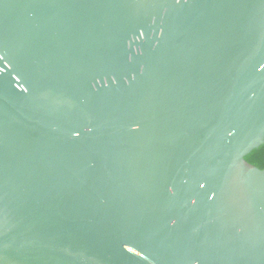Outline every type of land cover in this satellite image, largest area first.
Returning <instances> with one entry per match:
<instances>
[{"label":"water","instance_id":"95a60500","mask_svg":"<svg viewBox=\"0 0 264 264\" xmlns=\"http://www.w3.org/2000/svg\"><path fill=\"white\" fill-rule=\"evenodd\" d=\"M264 0H0V264H264Z\"/></svg>","mask_w":264,"mask_h":264},{"label":"trees","instance_id":"16d2710c","mask_svg":"<svg viewBox=\"0 0 264 264\" xmlns=\"http://www.w3.org/2000/svg\"><path fill=\"white\" fill-rule=\"evenodd\" d=\"M245 160L259 169L264 168V144L252 150L245 156Z\"/></svg>","mask_w":264,"mask_h":264},{"label":"flooded vegetation","instance_id":"af4514ba","mask_svg":"<svg viewBox=\"0 0 264 264\" xmlns=\"http://www.w3.org/2000/svg\"><path fill=\"white\" fill-rule=\"evenodd\" d=\"M264 144V143H263ZM264 169V168H263Z\"/></svg>","mask_w":264,"mask_h":264}]
</instances>
